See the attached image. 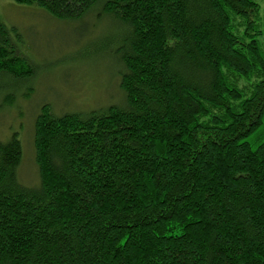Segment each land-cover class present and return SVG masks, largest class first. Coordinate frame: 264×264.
<instances>
[{"label":"trees","instance_id":"obj_1","mask_svg":"<svg viewBox=\"0 0 264 264\" xmlns=\"http://www.w3.org/2000/svg\"><path fill=\"white\" fill-rule=\"evenodd\" d=\"M124 30V98L0 142V264H264V4L11 0ZM0 23V79H29Z\"/></svg>","mask_w":264,"mask_h":264},{"label":"rangeland","instance_id":"obj_2","mask_svg":"<svg viewBox=\"0 0 264 264\" xmlns=\"http://www.w3.org/2000/svg\"><path fill=\"white\" fill-rule=\"evenodd\" d=\"M261 9L264 0H254ZM0 23L9 44L33 71L29 79H0V142L17 135L22 159L17 177L36 186L33 127L43 106L54 116L88 113L120 105L118 65L112 57L124 32L94 14L57 20L42 9L0 0Z\"/></svg>","mask_w":264,"mask_h":264}]
</instances>
